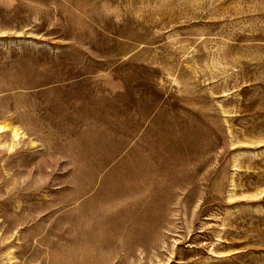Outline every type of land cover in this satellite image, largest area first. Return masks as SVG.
I'll use <instances>...</instances> for the list:
<instances>
[{"label":"rangeland","instance_id":"rangeland-1","mask_svg":"<svg viewBox=\"0 0 264 264\" xmlns=\"http://www.w3.org/2000/svg\"><path fill=\"white\" fill-rule=\"evenodd\" d=\"M0 264H264V0H0Z\"/></svg>","mask_w":264,"mask_h":264},{"label":"bare ground","instance_id":"bare-ground-1","mask_svg":"<svg viewBox=\"0 0 264 264\" xmlns=\"http://www.w3.org/2000/svg\"><path fill=\"white\" fill-rule=\"evenodd\" d=\"M75 250V249H74Z\"/></svg>","mask_w":264,"mask_h":264}]
</instances>
